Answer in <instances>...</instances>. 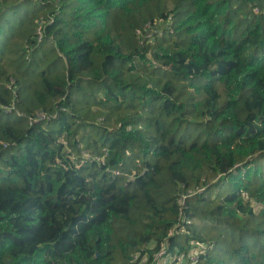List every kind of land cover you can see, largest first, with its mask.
I'll list each match as a JSON object with an SVG mask.
<instances>
[{"label":"trees","instance_id":"trees-1","mask_svg":"<svg viewBox=\"0 0 264 264\" xmlns=\"http://www.w3.org/2000/svg\"><path fill=\"white\" fill-rule=\"evenodd\" d=\"M195 249L264 264V0H0V264Z\"/></svg>","mask_w":264,"mask_h":264},{"label":"built area","instance_id":"built-area-1","mask_svg":"<svg viewBox=\"0 0 264 264\" xmlns=\"http://www.w3.org/2000/svg\"><path fill=\"white\" fill-rule=\"evenodd\" d=\"M137 34L141 35L142 33L140 30H137ZM45 118H46V115L43 112H36L34 115L33 121L42 120ZM197 252H198V250L195 249L192 253L189 254V258H185V259L180 258L179 261L177 262V264H194L196 261ZM160 253L163 254V252H160Z\"/></svg>","mask_w":264,"mask_h":264},{"label":"rangeland","instance_id":"rangeland-1","mask_svg":"<svg viewBox=\"0 0 264 264\" xmlns=\"http://www.w3.org/2000/svg\"><path fill=\"white\" fill-rule=\"evenodd\" d=\"M147 29H149V27H147ZM168 256L166 255H162V253L158 254L157 257V263L158 264H165L167 262V260H169V258L167 259Z\"/></svg>","mask_w":264,"mask_h":264}]
</instances>
